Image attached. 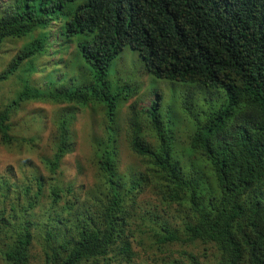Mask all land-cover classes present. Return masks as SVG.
<instances>
[{
  "label": "trees",
  "instance_id": "obj_1",
  "mask_svg": "<svg viewBox=\"0 0 264 264\" xmlns=\"http://www.w3.org/2000/svg\"><path fill=\"white\" fill-rule=\"evenodd\" d=\"M8 39L20 46L0 69V86L16 85L0 104V145L29 146L42 166L0 173V264H29L33 242L42 264H146L134 244H178L183 259L160 262L201 264L184 250L197 241L212 245L213 264H264V0H5L0 45ZM125 46L184 89L167 97L178 125L161 91L129 107L123 137L139 164L121 169L115 113L139 86L111 93L107 72ZM204 89L210 97L197 96ZM93 101L107 120L90 141L93 182L76 192L39 173L58 171L75 147L69 108L40 145L26 131L35 116L20 133L12 118L27 103ZM145 188L161 207L139 198ZM172 205L174 220L163 214Z\"/></svg>",
  "mask_w": 264,
  "mask_h": 264
},
{
  "label": "rangeland",
  "instance_id": "obj_2",
  "mask_svg": "<svg viewBox=\"0 0 264 264\" xmlns=\"http://www.w3.org/2000/svg\"><path fill=\"white\" fill-rule=\"evenodd\" d=\"M5 0H0V4H4ZM20 46V42L16 40L8 39L4 41L3 44L0 45V69H2L7 62L10 60L11 56L16 52V48ZM127 51L131 53L132 58L124 59L121 55H118L110 64L108 68V76L107 79L110 83V92L114 93L118 89L122 90V95H126L129 89L128 85L125 83H137L138 86H141V99L138 96H134L128 99L124 104H120L118 106L119 114H117V123L121 125L122 123V115H124L128 106L135 102L136 105L146 106L148 105V101L150 99V95L147 91V81L148 77L144 73V70L141 69V64L136 59L135 55L138 56L136 51L131 50L130 48H126ZM140 59V58H139ZM142 62V61H141ZM61 61L57 64V67H62ZM136 84V85H137ZM15 81H8L3 83L0 86V104L8 98L10 95L12 96V91L15 89ZM160 86L164 91V104L169 105L170 113L172 114V118L175 121L176 125H178L179 120V112L175 108H171L172 104L167 100L168 92L166 83L160 82ZM140 88V87H139ZM120 94V97H121ZM146 96V97H145ZM172 96H178L173 95ZM62 106L60 105H52L49 103L42 102H33L22 105V110L19 111L13 118L12 124L13 128H15L19 133L20 130L25 126V118H30L35 116V121L31 120L30 126L26 129L27 136L33 133H37L41 140L44 142L46 138L48 139L50 133L54 129L53 118L55 114L62 110ZM66 109V107H65ZM73 114V134L75 137V148L71 151V153L67 154L63 159L62 163L59 166V170L55 171V173L50 174L44 171H40L39 173L47 178H53L52 183L56 184H70L75 189L74 191L78 192L81 187L86 184H89L93 180L94 168L91 162V146L89 143V134L90 132L96 129V132L99 130V125L102 120L101 116H103L102 107H98V105L92 104L88 107H70ZM40 119V121H38ZM17 126V127H15ZM180 132L179 128L174 127V134L178 135ZM44 145V144H43ZM21 146V148L8 149L2 145H0V173H2L8 166H11L15 172H12V177H19V173H17V169L19 166L24 163V160L28 159L31 161V158L35 159L36 155L28 148V146ZM119 155L121 157L122 166L121 169H125L133 164H137L138 160L135 156L128 150L125 140L121 138V145L119 148ZM140 198L148 201L151 204H154L155 207L159 206V199L151 193L150 191H145ZM148 207V206H147ZM177 207L175 205L170 206V208L165 209L163 212L164 216L167 218L174 220L171 215L178 214L176 211ZM38 211H42V208H39ZM19 223L24 221L18 220ZM28 225V224H27ZM29 226V225H28ZM30 229V227H29ZM42 232H40V236ZM134 251L137 253V262L143 261L146 264H163L160 262V259H183L182 254H179L182 247L178 244L173 245L168 251L160 252L157 249H152L148 253L142 251L138 247L137 244L133 245ZM3 248V247H1ZM31 250V259L29 260V264H42V252L40 251V246L37 245L36 242H33L30 246ZM161 250V249H159ZM184 250L187 252H192L196 254L200 260L201 264H213L214 263V248L210 244H204L200 241L194 242L190 245L184 247ZM205 252V253H204ZM148 255V256H147ZM206 255L205 259L203 256ZM148 257V259H145ZM145 259V260H144ZM152 260H156L154 262ZM207 262V263H206Z\"/></svg>",
  "mask_w": 264,
  "mask_h": 264
},
{
  "label": "clouds",
  "instance_id": "obj_3",
  "mask_svg": "<svg viewBox=\"0 0 264 264\" xmlns=\"http://www.w3.org/2000/svg\"><path fill=\"white\" fill-rule=\"evenodd\" d=\"M128 46H125L118 54H117V56L118 55H121V59H122V57L124 58V59H127V58H132L133 56L131 55V53L129 52V51H127L126 50V48H127ZM128 48H130V47H128ZM131 49V48H130ZM131 50H133V51H136V50H134V49H131ZM137 53H138V51H136ZM116 56V57H117ZM138 56H139V58L137 57V55H135V57H136V59L139 61V63L141 64V69H143L144 70V73L146 74V76L148 77V81H147V86H146V88H147V91L146 92H148V94L146 95V96H148V95H150V96H152V97H150V99H149V101H148V105H149V103L153 100V99H155V98H157L158 97V95H159V93H160V91L162 92V94H163V96H164V91H163V88L160 86V82H162V83H166V87H167V92H168V96L170 95V90L172 89V88H177V89H184V87H182V85H180V83L179 82H172V81H169V80H166V79H160V78H156V77H154L153 75H151L148 71H147V69H146V67H145V65H144V61H143V59H142V57L139 55V53H138ZM116 57H114L113 58V60L116 58ZM112 60V61H113ZM111 61V62H112ZM142 61V62H141ZM60 61H58V63H59ZM62 62V61H61ZM63 63V62H62ZM111 64V63H110ZM63 65V64H62ZM110 67V66H109ZM37 84V83H36ZM125 84H127L128 85V87H130L131 85H132V83H125ZM139 87L140 88H136L135 89V92L134 93H132L131 95H128L127 97V99L126 100H120L119 102H118V106L122 103V104H124L128 99H130V98H132V97H134V96H138V98L139 99H141V96H139L138 94L140 93L141 94V86L139 85ZM213 92V91H212ZM199 94L197 95V96H199V97H203L204 96V98H208V97H210V94H209V92H208V90L207 89H204L203 91H199L198 92ZM214 95H216V93L214 92ZM145 96V97H146ZM162 97V96H161ZM163 100H165V98H163ZM42 103H45V102H42ZM92 104H95V105H98V107L100 108V107H102V112H103V116H101V118H102V120H101V122H100V125H99V130H98V132H96V129L94 130V131H92V132H90V134H89V143H90V141H91V138L93 137V134H94V132H96L97 134H100L101 133V130H102V127H103V125H104V123L106 122V120H107V117H106V114H105V107L102 105V104H100V103H98L97 101H93L92 103H88V104H86L85 106H80V105H78V104H69V105H67V104H60V106H62V107H66V109L67 108H69L70 109V107L72 106V108L73 107H88V106H90V105H92ZM135 105L137 108H144L145 106H140V105H136V103L135 102H132L129 106H128V108H127V110L125 111V113H124V115H122L121 117H123L124 116V119L126 118V115H128L129 114V107H131V105ZM163 105L166 107V106H168L167 104H164L163 103ZM146 106H147V104H146ZM172 109H173V107H171ZM65 108H63L61 111H59V112H62L63 110H64ZM70 112H71V118L73 119V114H72V111L71 110H69ZM59 112H57L56 114H55V116L59 113ZM116 113L117 114H119V111L118 110H116ZM115 113V120H116V124H117V126L119 127V129H120V132H121V135H120V137H119V140H120V143H121V138L122 139H124V137H123V131H122V128H124L125 127V124H124V120L122 119V123H121V125H118V123H117V118H116V116H117V114ZM54 116V117H55ZM106 119V120H105ZM53 120H54V118H53ZM70 132H71V135H72V138H73V140L75 141V137H74V134H73V132H74V130H73V122L71 123V127H70ZM40 138V137H39ZM31 139V138H30ZM47 141V138H46V140L44 141V142H46ZM42 140H41V138H40V141H39V145L41 144V143H44ZM76 143V142H75ZM28 148H29V146H28ZM74 148L75 147H73V150H74ZM36 156L38 155L37 154V152L36 151H32ZM71 153V152H70ZM135 158H137V157H135ZM138 160V159H137ZM24 164L26 165V166H32L33 164H35V165H37V166H42L41 165V163H39V161L37 160V157L35 158V159H33V158H31V161L30 160H28V159H26V160H24ZM139 164V162L137 163V165ZM40 171H44V172H46V173H50L49 172V170L48 169H41ZM51 174V173H50ZM44 178H47L46 176H43ZM92 182H93V180H92ZM91 182V183H92ZM91 183H89V184H91ZM55 184V183H54ZM89 184H86V185H89ZM86 185H84V186H86ZM50 188H47V190H49ZM145 191H149V189L148 188H145ZM144 191V192H145ZM151 192V191H150ZM152 193V192H151ZM143 194V193H142ZM141 194V195H142ZM154 194V193H153ZM141 195H139V198H140V196ZM155 195V194H154ZM157 197V196H156ZM158 198V197H157Z\"/></svg>",
  "mask_w": 264,
  "mask_h": 264
}]
</instances>
